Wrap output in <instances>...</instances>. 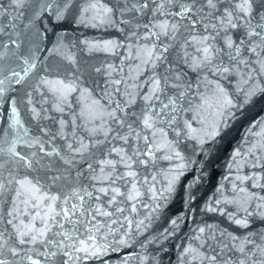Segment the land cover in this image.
<instances>
[{"label": "snow or ice", "instance_id": "obj_1", "mask_svg": "<svg viewBox=\"0 0 264 264\" xmlns=\"http://www.w3.org/2000/svg\"><path fill=\"white\" fill-rule=\"evenodd\" d=\"M31 3L39 4L35 12L37 20L45 12L57 21L64 20L69 9L75 7L73 0H60L55 7L54 0H10L14 10L23 9ZM3 15L4 9L0 7V16ZM137 15L141 17L140 20L136 19ZM117 16L121 17L118 22ZM125 16H129V19H123ZM86 20L93 27H115L117 23L131 25L135 20V29L142 28L144 34L141 36L139 31H132L131 35L148 42L135 50V58L153 69L167 62L168 69L165 74L153 75L151 87L143 96L144 107L133 123L118 115L124 108L117 103L111 111L106 112L108 120L117 127H105L102 123L99 127L88 128V142L84 137L76 139L75 131L72 132L73 138L68 139L64 133L66 122L63 119L59 121L55 134L46 128H38L36 134H30L20 118L16 99L9 98V128L15 135L7 148L0 147V200H4L7 194L5 210L0 213V224L4 225L0 230V264H87L92 259L107 256L109 251H118L117 245H127L123 236L129 234L134 224L132 219L124 216L126 209L120 205L128 204L131 212L137 211L136 204L144 194L141 189L148 182L147 176L141 181L140 172H147L158 159L173 162V167L163 174L167 187L159 196L155 189L157 176L151 177L152 187L147 191L151 192L153 200H157L164 193L173 191L175 183L187 168L189 161L179 150L178 139H169V130L174 131L176 138L184 134L200 144L206 138L214 139L219 135L223 118L236 105L220 83L212 80H207L205 86L212 89L217 97L215 115L221 119L215 121L203 135L196 133L187 122V133L179 127V116L184 111L182 105L190 103L186 93L191 91L192 85L183 82L184 74L181 72L171 75L172 61L167 55L170 50L179 49L177 58L194 72L207 69L210 75L221 78L239 74L243 85L252 83V88L244 91L245 103L256 92H264V87L254 81V73L264 76V0H125L122 5L118 3L112 6L105 0H89L87 6L80 9L78 22L84 23ZM3 32L4 29L0 28V34ZM178 37L182 43L177 42ZM153 38L159 44L153 42ZM85 44L89 51L101 48L110 51L120 47L115 40L105 41L102 45L87 41ZM10 45L17 49L20 47L14 39H9L7 44L0 43V49H3L0 50V61L8 55ZM225 57L227 63L224 62ZM16 59L20 61L18 70L11 68L7 74H3L4 68L0 65V103L4 102L9 90H14L12 85H21L37 70L35 57L16 56ZM65 59L70 64L75 63L72 55ZM96 71L101 69L97 68ZM114 83L120 85L121 80ZM42 88L56 98L57 112L64 111L61 102L69 93L77 90L74 85H68L61 79L44 77L39 79L35 90L41 91ZM169 89L175 91L169 95ZM116 91L119 92V88ZM200 100L207 105V97L201 96ZM27 103L32 104L31 92L27 93ZM135 103L136 98L128 94L125 108ZM94 104L98 105L99 101ZM31 113L33 120L47 119L35 106L31 108ZM104 115L102 111L100 119ZM87 118L95 121L97 116L89 110ZM125 128L126 134L123 133ZM113 132L115 135L112 139L120 141V145L108 150V158L96 159L92 150L108 141ZM100 134L104 141L96 139L93 143L91 138ZM256 135L264 136V129ZM57 137L65 140L63 146L55 144ZM21 145L30 151L21 150ZM260 151H264V143L248 149L249 154L256 156L253 168L264 167V158L256 155ZM89 156L92 157L91 161ZM114 156L118 159L112 158ZM240 156L239 150L233 153L229 169ZM74 169L75 176L72 174ZM236 180L239 184L251 181L253 188L264 189V183H261L264 177L259 175L237 176ZM121 181L124 191L118 183ZM233 187L235 189L237 185ZM239 191L245 193L243 201L225 199L223 203H234L247 216H253L250 206L254 201H259L255 204L258 210L255 215L264 220V196L247 193L243 187ZM215 203L219 205L221 200ZM207 211L225 214L222 209L211 205L207 206ZM229 219L237 226L248 227L247 218H237L231 214ZM176 223V220L172 221L174 226ZM142 226H145L143 220L135 223L136 229ZM211 227L208 225L207 229ZM120 232L123 236L116 239V234ZM198 233L195 240L203 239V243L199 247L190 244L184 248L182 259L190 256L192 262L199 260L200 264L204 261L207 264H264V245L253 239L246 237L237 242L236 236H230L232 243L223 244L219 252L213 249L211 254H206L200 249L209 240H217V237L214 234L206 235V227L199 228ZM110 236L113 237L111 241ZM261 239L264 240V235ZM228 252L232 255H227ZM130 259L125 256L121 264H128Z\"/></svg>", "mask_w": 264, "mask_h": 264}, {"label": "water", "instance_id": "obj_2", "mask_svg": "<svg viewBox=\"0 0 264 264\" xmlns=\"http://www.w3.org/2000/svg\"><path fill=\"white\" fill-rule=\"evenodd\" d=\"M105 2L112 6L118 3L122 5L125 0H105ZM58 3L60 0H54V7ZM88 3L89 0H73L75 7L69 9L64 20L57 21L47 12L40 19H35L38 3L26 4L23 9L14 10L10 6V0H0V7L4 9V15L0 16V28L4 29L3 34H0V43L7 44L9 39H14L20 45L18 49L12 45L7 49L8 55L0 61V65L4 68L3 74H7L11 68L18 70L20 61L16 56L35 57L38 65L36 72L24 83L12 85L14 90H9L4 102L0 103V147L7 148L8 142L15 135L9 128L10 97L16 99L20 118L30 134H36L38 128H46L51 134H55L59 129V121L63 119L66 122L64 133L68 139L73 138L72 132L75 131L76 139L84 137L88 142V128L99 127L102 123L105 127L112 126L114 129L117 127L106 116V112L111 111L117 103L124 108V111L119 112L118 115L128 123H133L144 107L143 96L151 87L150 81L153 75L166 73L167 62L163 66L158 64L156 69H153L151 65H145L140 59L135 58V50L148 43L131 35L132 31H139L141 36L144 34L142 28L135 29V20L131 25L117 23L115 27L109 25L93 27L87 20L84 23L78 22L80 9L86 7ZM116 19L118 22L121 17L117 16ZM123 19L127 20L129 16ZM136 19L140 20L141 17L137 15ZM108 40L117 41L120 47L110 51H104L102 48L89 51L88 45L85 44L87 41L90 44L102 45ZM153 42L159 44L155 38ZM177 42L182 43V40L178 37ZM179 52V49L170 50L167 55L172 61L171 75L174 76L177 71L181 72L184 74L183 82L192 85L191 91L186 93L190 103L182 105L184 111L179 116V127L184 129L185 133L188 132L185 122L190 124L196 133L203 135L215 121L221 119L215 115L217 109L214 105L217 103V97L213 95L212 89L205 86L207 80L220 83L236 107L223 118L224 122L218 129L219 135L214 139L206 138L203 144L195 139H189L184 134L176 138L174 131L169 130V139H178L179 150L189 161L184 174L175 183L172 192L164 193L161 198L153 200L151 192L147 191L152 187L151 177L157 176L155 189L159 196L167 187V179L163 174L173 167V162L158 159L147 172L141 171V181L147 176L148 182L141 189L144 194L136 204L137 211L131 212L128 204L120 205L126 209L124 216L134 221L127 236H123L122 232L116 234V239L123 236L127 240V245L122 247L117 245L118 251H109L107 256L92 259L87 264H121L125 256L131 257L128 264H141L142 258L143 264H200L199 260L192 262L190 256L182 259L181 254L190 244L199 247L203 243V239L195 240L201 227H206V235L214 234L217 237V240H209L200 249L206 254H211L213 249L219 252L223 244L232 243L230 236H236L237 242L247 237L264 245V240L261 239L264 235V220L255 215L258 211L255 204L259 201H254L250 206L253 216H247L242 208H238L234 203H223L225 199L243 201L245 193L239 191L241 187L245 188L247 193L264 196V189L253 188L251 181L239 184L236 180L237 176L244 175L264 177V167L253 168L252 164L256 162V156L248 153V149L253 145L264 143V136L256 135L264 129V92H256L245 103L244 91L250 90L252 83L243 85L239 74L221 78L210 75L207 69L194 72L177 58ZM68 55L75 58L74 64L68 63L65 59ZM224 62H228L227 57L224 58ZM97 68L101 71L97 72ZM41 77L61 79L66 84L76 87L77 90L69 93L61 102L63 112L55 111L57 100L46 88H42L41 91L35 90ZM115 80H121V84L116 85ZM254 81L259 83L260 87H264V83H261L264 81V76L254 73ZM117 88L119 92L116 91ZM173 91L175 90L169 89L168 94H172ZM29 92L32 93L31 105L27 103ZM128 94L136 98V103L125 108ZM201 96L208 98L207 105L201 102ZM95 101H99V104H94ZM33 106L47 119L33 120L31 113ZM89 110L97 116L95 121L87 118ZM102 111L105 115L100 119ZM123 133H127V128L123 129ZM114 135L115 132L110 135L108 141L92 150L96 159L108 158V150L120 145V141L112 139ZM96 139L104 141L102 134L91 138L93 143ZM55 144L63 146L65 140L57 137ZM20 148L25 152L30 151L23 145ZM237 150L240 151L241 156L237 157V162L229 169L228 165L232 162L233 153ZM256 155L264 158V151L257 152ZM112 158L118 159L115 156ZM4 159L7 160V157ZM91 159L92 157L89 156L90 161ZM72 174L75 176V169ZM118 183L124 191L123 182ZM261 183H264V180H261ZM234 184L237 185L235 189ZM6 199L7 194L4 200ZM4 200H0V213L5 210ZM216 200H221V204L217 205ZM208 205L222 209L225 214L222 215L220 211H207ZM231 214L237 218H247L248 227H240L233 223L229 219ZM141 220L144 221L145 226L136 229L135 223ZM173 220L177 221L175 226L172 224ZM208 225L212 227L207 229ZM3 228L4 225L0 224V230ZM7 238L5 233V239ZM112 239L113 237L110 236L109 241ZM226 254L232 255L230 252ZM203 264H207V261Z\"/></svg>", "mask_w": 264, "mask_h": 264}]
</instances>
